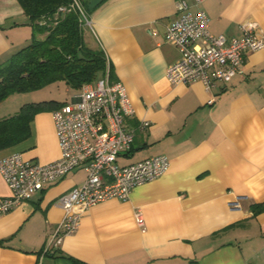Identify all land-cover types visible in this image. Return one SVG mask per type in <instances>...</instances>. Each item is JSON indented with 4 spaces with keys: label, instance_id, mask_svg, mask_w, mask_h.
Listing matches in <instances>:
<instances>
[{
    "label": "crops",
    "instance_id": "crops-1",
    "mask_svg": "<svg viewBox=\"0 0 264 264\" xmlns=\"http://www.w3.org/2000/svg\"><path fill=\"white\" fill-rule=\"evenodd\" d=\"M175 2L105 0L84 29L85 43L104 50L134 110L127 120L134 140L118 162L160 153L169 159L166 172L126 200L90 206L74 233L44 252L64 215L56 198L85 179L84 169L71 170L0 216V264H72L68 256L88 264H264V211L250 212L264 199V46L246 53L241 73L227 83L171 84L165 70L180 52L163 32L175 18ZM201 7L217 35L238 37L246 20L264 35V0H202ZM28 18L17 0H0V61L30 42ZM69 89L64 102L77 93ZM33 91L0 101V118L24 103L59 101L51 92L36 99ZM51 111L36 113L30 136L0 148V157L21 151L39 163L58 158ZM144 120L149 126L137 129ZM8 194L0 174V196ZM137 210L144 229L133 218Z\"/></svg>",
    "mask_w": 264,
    "mask_h": 264
},
{
    "label": "built area",
    "instance_id": "built-area-1",
    "mask_svg": "<svg viewBox=\"0 0 264 264\" xmlns=\"http://www.w3.org/2000/svg\"><path fill=\"white\" fill-rule=\"evenodd\" d=\"M175 1V18L164 26L163 32L164 40L180 52V57L165 70L171 84L200 81L204 88L211 89L227 83L241 73L246 53L264 46V35L254 21L242 22L238 37L217 35L209 29L202 0H193L192 5L186 0ZM82 4L83 0H70L58 5L57 12H76L84 30L90 26V16ZM150 32L157 35L154 28ZM109 78L106 71L82 84L71 99L52 109L58 158L39 163L21 151L0 157V174L9 188L8 195L0 196V216L71 170H85L81 183L56 198L64 215L43 246L44 252L55 251L65 236L74 233L87 208L111 198L126 200L133 188L157 178L169 167V159L160 153L127 164L118 162L134 140L135 130L127 121L134 110L124 85ZM148 126L144 120L137 129ZM141 216L137 210L133 218L144 229Z\"/></svg>",
    "mask_w": 264,
    "mask_h": 264
},
{
    "label": "trees",
    "instance_id": "trees-1",
    "mask_svg": "<svg viewBox=\"0 0 264 264\" xmlns=\"http://www.w3.org/2000/svg\"><path fill=\"white\" fill-rule=\"evenodd\" d=\"M17 1L29 17L32 37L28 45L0 61V101L13 93L37 90L55 81H64L78 89L106 71L109 79L115 80L104 50L100 47L91 49L85 43V30L79 26L77 13L71 11L64 15L57 12L58 5L67 4L70 0ZM104 1L83 0L82 5L90 16ZM42 19L45 20L44 24L41 23ZM62 103L64 101L28 102L15 113L0 118V148L14 146L27 139L31 134L30 122L34 115ZM250 210L253 215L263 212L264 199L251 203ZM66 258L72 264H88L71 256Z\"/></svg>",
    "mask_w": 264,
    "mask_h": 264
},
{
    "label": "rangeland",
    "instance_id": "rangeland-1",
    "mask_svg": "<svg viewBox=\"0 0 264 264\" xmlns=\"http://www.w3.org/2000/svg\"><path fill=\"white\" fill-rule=\"evenodd\" d=\"M47 85L48 87L45 88L43 86V90L40 89L38 91H33L32 93L33 97H35L36 99L48 98L49 95L47 94H49L50 92L53 93L52 95H54L56 99H58L59 101L65 100L66 98L70 97L68 93H70L71 90L69 89V86H67L66 83H64V81H55V83H53L52 85L49 84ZM4 104L6 105L9 103H4Z\"/></svg>",
    "mask_w": 264,
    "mask_h": 264
},
{
    "label": "bare ground",
    "instance_id": "bare-ground-1",
    "mask_svg": "<svg viewBox=\"0 0 264 264\" xmlns=\"http://www.w3.org/2000/svg\"><path fill=\"white\" fill-rule=\"evenodd\" d=\"M127 164V163H126Z\"/></svg>",
    "mask_w": 264,
    "mask_h": 264
}]
</instances>
